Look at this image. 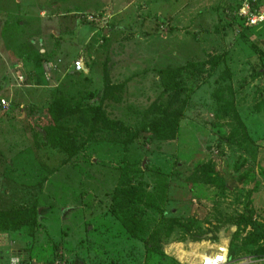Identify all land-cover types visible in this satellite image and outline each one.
I'll return each mask as SVG.
<instances>
[{
    "label": "rangeland",
    "instance_id": "374dc122",
    "mask_svg": "<svg viewBox=\"0 0 264 264\" xmlns=\"http://www.w3.org/2000/svg\"><path fill=\"white\" fill-rule=\"evenodd\" d=\"M160 1L0 0V264H193L221 242L264 264V20ZM60 95L73 155L51 129Z\"/></svg>",
    "mask_w": 264,
    "mask_h": 264
},
{
    "label": "trees",
    "instance_id": "16d2710c",
    "mask_svg": "<svg viewBox=\"0 0 264 264\" xmlns=\"http://www.w3.org/2000/svg\"><path fill=\"white\" fill-rule=\"evenodd\" d=\"M240 4H239V0L237 2V5H236V9H235V12L237 13V10L239 8ZM239 19H242L244 22L245 20L242 18V17H239ZM188 67H191V68H194V69H201L200 68V65H198L197 63H188ZM176 80L173 81V86L178 88L177 86V82H175ZM106 88H110V87H113V85L110 83V82H106ZM76 108L74 105L71 104V102L66 99L64 96H58V97H55L52 102L50 103L49 105V108H48V113L53 121V124L56 125L55 127L51 128V129H57L58 132H59V138H58V141H59V146L65 151L67 152L69 155H73L77 152L78 150V146L75 144L76 143V139L74 135L72 134H69V133H65L63 131H61L59 127V121L62 119V118H65L69 115H72L74 114V112L76 111ZM93 114L95 116H97L98 118L102 119L103 123L105 124L106 127H113L114 125L113 124H119L117 122H113L109 119H107L104 115V113L100 110H94L93 111ZM182 116V113L180 114L179 118ZM165 121V122H164ZM163 122H161L162 124L159 126V124L157 125L158 129L157 128H153V131L154 133L159 137V138H166V137H170L176 130V121H169V120H164ZM113 125V126H112ZM123 127V126H122ZM70 141L71 143V146L70 148H67L66 146H64V141ZM203 168H206L205 166H203ZM6 214V213H5ZM246 220V223L248 226H250L253 230V233L258 236L259 238H262L263 237V234L260 232V228H259V224L254 221L250 216H247L245 218ZM173 224H176L178 225L179 224V221L178 220H172L171 221ZM23 224H26V225H29L31 227L37 225V222L35 219L33 220H23V221H19L17 222V224L15 226H13L16 230L20 228L21 225ZM0 228H9L11 229L9 223H8V220L6 218H4L3 220V223H0ZM191 240H196V237L195 235H189L188 236ZM197 238L200 240L201 238L199 236H197ZM61 253V248L59 245H55V254H60Z\"/></svg>",
    "mask_w": 264,
    "mask_h": 264
},
{
    "label": "built area",
    "instance_id": "2783aa9c",
    "mask_svg": "<svg viewBox=\"0 0 264 264\" xmlns=\"http://www.w3.org/2000/svg\"><path fill=\"white\" fill-rule=\"evenodd\" d=\"M264 0H239V8L237 15L245 20V24H256L264 20V12L260 10V3ZM74 72H81L84 70V62L77 60L73 64ZM8 102L1 98L0 109L7 110ZM12 264H19L18 260L12 259ZM200 264H229L228 250L225 246H218L212 253L207 254L201 259Z\"/></svg>",
    "mask_w": 264,
    "mask_h": 264
},
{
    "label": "crops",
    "instance_id": "0c3cea01",
    "mask_svg": "<svg viewBox=\"0 0 264 264\" xmlns=\"http://www.w3.org/2000/svg\"><path fill=\"white\" fill-rule=\"evenodd\" d=\"M122 1H124V0H122ZM139 1L140 0H125V2L124 3H117L115 0H112V3L114 4H118V5H134V6H138V3H139ZM197 1L198 2H201L200 0H168V1H166L165 2V4L167 5V4H170V5H176V4H178V3H181L182 5H183V7H181V12L182 13H189V11H191V12H193L192 10H191V6H194L196 3H197ZM110 3H111V1H110ZM157 3L158 4H162V3H164V2H162V1H160V0H157ZM174 10V9H173ZM164 12H166V14L167 13H169L171 16L170 17H173L175 14H177V12L178 11H176V13L174 12V11H172V8H168V9H166ZM163 12V13H164ZM196 12H197V10H196ZM159 15H161V14H159ZM169 17V18H170ZM33 43H35V41H33ZM218 246H225L226 248H227V250H228V263H229V261H230V256H229V247H228V244H226V243H224V242H221V243H216V245H215V248L214 249H216ZM214 251V250H213ZM212 251V252H213ZM211 252V253H212ZM192 254L194 255L193 257L194 258H192V262H193V264H200L201 263V259L202 258H204L205 256H201V254H198V253H193L192 252ZM244 258V260H246V262H247V264H254V263H256L258 260L257 259H255L253 256H247V257H243Z\"/></svg>",
    "mask_w": 264,
    "mask_h": 264
}]
</instances>
